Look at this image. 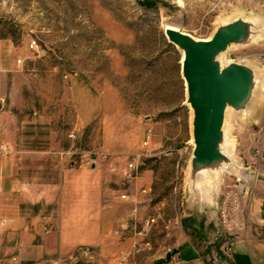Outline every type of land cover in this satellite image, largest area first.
Segmentation results:
<instances>
[{"label":"rangeland","instance_id":"obj_1","mask_svg":"<svg viewBox=\"0 0 264 264\" xmlns=\"http://www.w3.org/2000/svg\"><path fill=\"white\" fill-rule=\"evenodd\" d=\"M226 17L230 20L222 23ZM241 23L246 36L231 40L213 58L216 63L222 55L239 62L252 83L243 103H231L236 117L225 116L223 127L233 137L235 161L226 158V164L216 167L221 171L219 189L223 181L233 186L238 174L253 176L244 168L253 170L264 158V82L259 86L264 0H0V146L12 145L8 156L0 149V159L28 156L19 153V144L28 153L38 152L41 161L54 164L55 159L57 165L55 153L70 145L103 153L107 160L97 165L121 166L119 199L124 192L132 194L134 203L120 200L144 205L141 221H155L149 233L154 250L137 257L135 264H160L151 256L175 252L181 234L195 149L182 53L168 46L163 29L171 26L194 40H207ZM32 42L34 51L29 49ZM136 155H143L138 176L127 183L123 174ZM146 171L152 184L142 202L137 192L144 187L136 188ZM130 186L133 193L127 191ZM111 188L117 190L114 184ZM241 203V214L248 219ZM126 229H113L117 243L126 242L117 253L104 258L99 249L86 247L92 252L88 258L77 249L72 264H119L130 245ZM245 231L236 236L244 238ZM232 253L222 256L219 248H212L201 264H221Z\"/></svg>","mask_w":264,"mask_h":264},{"label":"crops","instance_id":"obj_2","mask_svg":"<svg viewBox=\"0 0 264 264\" xmlns=\"http://www.w3.org/2000/svg\"><path fill=\"white\" fill-rule=\"evenodd\" d=\"M6 146L10 153L12 145ZM17 149L19 153L26 151L28 156L18 154L0 159V264H52L58 257L86 247L97 248L101 257L108 258V254L117 253L118 246L126 243L119 244L113 237L117 225L127 227V242L131 243L133 224L142 223L145 206L127 205L119 199L121 166L59 169L55 159L54 164L41 161L38 152L28 153L23 144ZM15 162L17 177H14ZM148 173L145 172L143 182L136 188L144 187L143 193L137 192L142 202L146 201L142 199L152 184ZM250 173L254 174L249 176L251 193L241 203L248 217L245 242L237 245L230 259L222 260L221 264H264L263 157ZM220 184L218 168H200L189 176L190 194L183 202L184 216L175 252L167 251L161 258L157 251L151 256L153 259L169 264L165 260L169 254L170 259L183 264H201L210 249L219 247L215 204ZM128 190L134 192L131 186ZM43 220L48 233L43 231ZM73 231L78 233L74 235Z\"/></svg>","mask_w":264,"mask_h":264},{"label":"water","instance_id":"obj_3","mask_svg":"<svg viewBox=\"0 0 264 264\" xmlns=\"http://www.w3.org/2000/svg\"><path fill=\"white\" fill-rule=\"evenodd\" d=\"M245 29V23L230 25L208 42L195 41L180 31L163 29L166 40L182 53L181 76L194 117L193 172L228 162L221 153L224 109L227 103L230 106L231 103H243L252 83L247 69L232 65L225 71H219L213 58L225 51L231 40L245 37ZM165 259L168 261L170 255Z\"/></svg>","mask_w":264,"mask_h":264},{"label":"built area","instance_id":"obj_4","mask_svg":"<svg viewBox=\"0 0 264 264\" xmlns=\"http://www.w3.org/2000/svg\"><path fill=\"white\" fill-rule=\"evenodd\" d=\"M213 1L218 3L221 0ZM35 48L36 45L34 42H32L29 49L34 51ZM149 134L150 131H147L146 139H149ZM68 138L69 140L73 141L75 139V135L70 133ZM146 145L147 142L144 143V146ZM0 149L4 156L9 154V149L6 145L0 146ZM55 156L57 157L60 169L67 166L74 167L76 165L94 168L99 162H104L107 160V156L103 153L97 151H80L77 150L74 145H70L66 149L56 152ZM141 156L143 155H136V157L128 160L127 169L123 174V179L125 182L131 183L137 178V171ZM244 169L245 171H250V167H245ZM250 183L251 180L249 176L247 177L244 174H238V177H235L234 184L231 187L226 185L223 181L221 185L222 189L219 190L217 195V199L220 200L215 204L217 210L216 228L218 237L220 239V245L218 248L220 249V254L222 256L231 254L233 248L236 245L245 242L243 237H237L236 234L244 232L248 227V219L241 214L239 204L241 200L243 201V199H245L247 196L249 197L251 193V190L249 189ZM120 199L125 202H135L134 196L127 192L121 194ZM154 223V219H147L140 224V227H137L136 224H133L131 243L128 250L120 255L118 259L119 264H135V259L137 257L154 250V244L149 239L150 229ZM42 224L44 225V233H48L44 220L42 221ZM80 252L85 257H92V252L90 249H81ZM75 259H77V256L72 254L65 258H58L54 264H72V261L74 262ZM12 261L15 262L16 259L14 258Z\"/></svg>","mask_w":264,"mask_h":264},{"label":"bare ground","instance_id":"obj_5","mask_svg":"<svg viewBox=\"0 0 264 264\" xmlns=\"http://www.w3.org/2000/svg\"><path fill=\"white\" fill-rule=\"evenodd\" d=\"M228 20H230L229 18H223L221 19L222 23L224 22H228ZM166 30H171V31H178L176 28L171 27V26H165ZM214 35V33H213ZM213 39V36L210 39L207 40H195V41H202V42H208L210 40ZM221 54V53H220ZM232 65H239V62H233L232 60H226L225 57L222 55V57L218 60L216 67L218 68L219 71H225L227 69H229ZM263 82H264V72H262V74H260L259 76V86L262 87L263 86ZM233 114L236 117V114L234 112V109L232 106H230L229 103L226 104L225 109H224V113H223V123L221 126V133H222V137H223V144L221 145V153L228 159H232L233 161H235L234 159V141H233V137L230 135V133L228 132V129L226 130L224 126V122H225V116L226 114Z\"/></svg>","mask_w":264,"mask_h":264},{"label":"trees","instance_id":"obj_6","mask_svg":"<svg viewBox=\"0 0 264 264\" xmlns=\"http://www.w3.org/2000/svg\"><path fill=\"white\" fill-rule=\"evenodd\" d=\"M150 4H153V3H150ZM153 5H155V4H153ZM168 46H169L170 48H172V49H173V47H174V46H173L172 44H170V43H169ZM174 48H175V47H174Z\"/></svg>","mask_w":264,"mask_h":264}]
</instances>
